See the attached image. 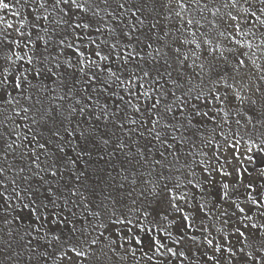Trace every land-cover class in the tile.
<instances>
[{
  "label": "snow or ice",
  "instance_id": "snow-or-ice-1",
  "mask_svg": "<svg viewBox=\"0 0 264 264\" xmlns=\"http://www.w3.org/2000/svg\"><path fill=\"white\" fill-rule=\"evenodd\" d=\"M0 264H264V0H0Z\"/></svg>",
  "mask_w": 264,
  "mask_h": 264
}]
</instances>
